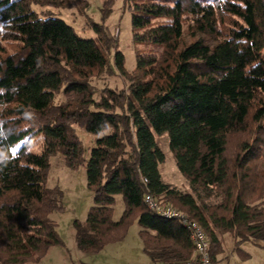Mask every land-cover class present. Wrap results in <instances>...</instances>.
Wrapping results in <instances>:
<instances>
[{
	"label": "trees",
	"instance_id": "trees-1",
	"mask_svg": "<svg viewBox=\"0 0 264 264\" xmlns=\"http://www.w3.org/2000/svg\"><path fill=\"white\" fill-rule=\"evenodd\" d=\"M54 2L0 0V264L39 262L63 245L51 218L62 193L45 185L56 153L69 169L84 164L92 192L85 219L72 222L83 253L122 240L136 220L152 262L192 259L188 229L148 209L145 194L202 228L213 264L222 234L243 259L242 243L264 247V0H124L145 48L131 71L101 26L82 38L31 9ZM111 53L126 88L103 87L95 100L90 80ZM75 126L104 133L86 160ZM164 132L189 192L158 170L154 134ZM35 136L39 153L28 150ZM116 194L124 208L114 220Z\"/></svg>",
	"mask_w": 264,
	"mask_h": 264
},
{
	"label": "rangeland",
	"instance_id": "rangeland-1",
	"mask_svg": "<svg viewBox=\"0 0 264 264\" xmlns=\"http://www.w3.org/2000/svg\"><path fill=\"white\" fill-rule=\"evenodd\" d=\"M110 1L112 0H55L54 4L31 5V9L39 17L47 14L63 20L82 38H97L92 28L94 24L101 26L105 31L107 43H116L117 49L124 56L125 69L131 71L135 66V55L144 51L145 48L141 44L133 42L130 21L131 12L124 5V0H113V4L110 5L111 8L108 10ZM206 2H212V0H206ZM8 49L10 51L11 47L8 46ZM113 50L111 49L110 52H114ZM90 83L94 90L93 99L95 100L98 99L99 92L103 87L117 90L126 88V81L115 70L112 53L108 57V69L99 76L92 78ZM61 99L62 96L59 93L56 96V100L59 101ZM75 131L83 147V159L86 160L96 140L104 133L92 134L80 126H75ZM154 138L164 156L163 161L158 165L162 179L180 190L189 192L188 183L177 169L173 154L169 149L167 133L154 134ZM40 142L41 138L39 136L33 137L28 150L33 153H39ZM49 164L45 185L48 188L57 187L62 193L61 203L63 209L54 211L51 214V218L56 222L59 238L63 242V248L61 249L65 251L67 257L64 264L90 262L82 258L83 252L76 248L72 226L74 219L83 221L90 206L93 205L92 192L86 186L84 164H81L76 169H69L59 153L50 156ZM123 208L124 204L121 195H114L112 211L114 220L120 217ZM138 229L139 226L136 220H133L126 233L130 245H133V239L139 241L137 237ZM224 235L231 237L229 233ZM247 243V249L244 250L251 254L249 260L228 257L224 259L222 264H264V247H257L250 241H247ZM128 246L123 249H127ZM225 246L226 250H228L227 243H225ZM146 259L148 261V258Z\"/></svg>",
	"mask_w": 264,
	"mask_h": 264
},
{
	"label": "crops",
	"instance_id": "crops-1",
	"mask_svg": "<svg viewBox=\"0 0 264 264\" xmlns=\"http://www.w3.org/2000/svg\"><path fill=\"white\" fill-rule=\"evenodd\" d=\"M137 237L139 241L133 239V245H130V241L127 239V235H125L122 240L107 244L96 253H82L83 255H81V257L90 261L84 262L83 264H131L136 262L138 264H155L143 252L139 235ZM220 241L222 251L216 256L214 264H222L224 259L228 257L239 258L241 260H249L251 258V254L244 250L247 249V242L240 245L241 250L248 254L247 258L243 259L235 251L232 236L226 237V235L222 234L220 235ZM225 243H227L229 247L228 250H226ZM62 246L63 245L51 246L39 262H29L26 264H64L67 257L65 255V251H62L61 249L63 248ZM125 246H128L127 249H123ZM146 258H148V261ZM78 264L82 263L78 262Z\"/></svg>",
	"mask_w": 264,
	"mask_h": 264
},
{
	"label": "built area",
	"instance_id": "built-area-1",
	"mask_svg": "<svg viewBox=\"0 0 264 264\" xmlns=\"http://www.w3.org/2000/svg\"><path fill=\"white\" fill-rule=\"evenodd\" d=\"M143 201L146 207L158 216L166 219H177L188 229L190 240L193 244V257L184 264H213L208 252V240L202 228L193 220L187 219L177 209L156 201L150 194H145Z\"/></svg>",
	"mask_w": 264,
	"mask_h": 264
},
{
	"label": "clouds",
	"instance_id": "clouds-1",
	"mask_svg": "<svg viewBox=\"0 0 264 264\" xmlns=\"http://www.w3.org/2000/svg\"><path fill=\"white\" fill-rule=\"evenodd\" d=\"M4 162V157L2 155H0V163Z\"/></svg>",
	"mask_w": 264,
	"mask_h": 264
}]
</instances>
